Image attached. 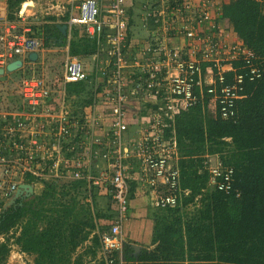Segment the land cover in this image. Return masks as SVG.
Listing matches in <instances>:
<instances>
[{"label":"built area","instance_id":"2783aa9c","mask_svg":"<svg viewBox=\"0 0 264 264\" xmlns=\"http://www.w3.org/2000/svg\"><path fill=\"white\" fill-rule=\"evenodd\" d=\"M102 1L70 4L68 25L83 26L97 43H107L93 69L104 84L98 90L101 81L95 82L94 100L82 113H73L65 98L66 84L89 77L73 57L64 62L59 90L52 91L34 76L23 79L20 110L3 107L0 89V202L10 200L31 180L70 178L85 179L92 186L107 184L115 216L100 237V256L105 264H114L113 253L122 249L121 228L128 217L132 181L153 193L154 208L178 203L182 190L174 118L200 104L221 120H233L237 103L247 97L245 84L261 78L262 70L255 54L228 33L227 20L219 13L227 0H149L138 17L146 36L137 41L129 36L126 0H108L107 7ZM255 1L264 10V0ZM0 42L4 49L0 67L13 55H27L39 46L34 37L12 35L9 28ZM129 80L132 94L143 101L141 94L149 93L150 99L144 104L145 120L140 113L128 118L139 123L138 129L143 123L141 130L124 138L130 129L126 118L136 107L125 93ZM213 158L214 163L207 165L209 184L227 192L233 169ZM96 161L106 164L99 176L91 169Z\"/></svg>","mask_w":264,"mask_h":264},{"label":"trees","instance_id":"16d2710c","mask_svg":"<svg viewBox=\"0 0 264 264\" xmlns=\"http://www.w3.org/2000/svg\"><path fill=\"white\" fill-rule=\"evenodd\" d=\"M24 1L6 0L8 22L17 20ZM147 1L126 3L129 36L134 40L143 35L138 33V29L143 30L138 17ZM219 13L227 20L226 26L230 25L255 54L262 76L245 84L247 97L237 103L233 120H221L200 104L174 118L176 166L182 190L178 203L154 213L151 249L145 248L134 256L129 245H122L120 253H113L114 264H264V10L255 0H228ZM56 20L47 16V23L40 26L41 48L48 49L54 46L50 45L52 39L61 38L58 47L68 43L71 57L89 58L96 63L103 42L97 43L84 27L75 26L70 28L67 40V35L61 36ZM60 21L67 22L68 14ZM133 29L138 37L132 34ZM233 65L237 67L239 63ZM108 68H112L111 63ZM96 78L93 70L87 80L65 85V95L74 112L81 113L94 100V84L99 80ZM60 82L61 73L52 87L60 88ZM103 84L101 81L98 90ZM56 97L52 95L53 102ZM11 102L8 108H23L16 98ZM130 126L132 129L134 125ZM172 128L169 126L167 131ZM131 129L128 132L135 128ZM215 156L223 166L233 169L227 192L209 184L208 160ZM136 184L130 183L128 202ZM37 186L31 197L0 213V264H6L12 245L20 253L32 255L33 264H89L84 256L96 262L100 237L115 216L111 195L106 198L109 204L101 210L95 204L98 191L85 179ZM87 198H91V204H86ZM188 206L194 209L188 212ZM103 221L109 222L106 228ZM86 242L89 244L85 251L71 261V255ZM99 264H105L102 258Z\"/></svg>","mask_w":264,"mask_h":264},{"label":"rangeland","instance_id":"374dc122","mask_svg":"<svg viewBox=\"0 0 264 264\" xmlns=\"http://www.w3.org/2000/svg\"><path fill=\"white\" fill-rule=\"evenodd\" d=\"M71 2H72V0H25L19 7V11L17 12V20L12 22L15 25V27H14V29H10L11 34L12 35L26 34L27 36L34 37L35 39H37L40 42V44H42V38H41V35H39L40 31H41L40 26L46 21V17L52 16V15L53 16H62L63 10H64V13L68 10V13H69L68 19H69L70 8H68L66 10L65 6H66V3H71ZM4 3H5V0H4ZM62 7H64V8H62ZM2 12H4V15L6 17L5 7H4V11H2ZM73 12H74L73 15H75L76 14L75 10ZM0 22H1L0 23V31H4V28H5L3 26L4 24L2 21H0ZM63 24L66 25V22ZM63 24H58V25H63ZM71 27H73V26H71ZM71 27H69V28H71ZM226 27L228 29V33L233 35V33H232L233 31H230V28H231L230 25H228ZM24 29H25V31H24ZM26 30H29V31L27 32ZM138 30H139L138 33L140 35L146 33L145 30H142V29H138ZM136 33H137L136 29H133L132 34L134 35V37H138V35H136ZM144 36H146V35H144ZM144 36L136 38V41L139 40L140 38H143ZM103 45H104L103 50L98 55L99 58L97 59V57H96L97 61L102 59V56L105 54V51L107 49V43L105 41L103 42ZM50 48H53V47L51 46ZM55 49H57V51H53V52L42 51L41 52V58L36 64L25 65L24 68L17 71L16 73H14V75H11L10 77H6V78L4 77V79L3 78L0 79V84H1L2 90H3L2 92H3L4 102L7 106H10L11 103H13V102H11V100H15V98H16V100H19V103H21V98L19 97V86L23 80L22 78L25 79V77L29 78L31 76H37V77H42V79H44L46 82H51L56 77H58L59 73H61V72L63 73L62 67L64 65V62L67 59V57H71V56L69 54L66 56L64 55V51H63L64 47H56ZM0 50H1V46H0ZM73 58H76L79 62H81L77 57H73ZM82 63H83V66L85 67L86 72L90 74L93 71L95 62L92 63V61L89 58H85V60H82ZM62 73H61V80H62ZM5 74H9V73L5 72ZM98 81H100V80H98ZM60 85H61V82H60ZM132 85H133V81L129 80L128 86L125 88V93L131 98L129 100L130 103L134 102L136 107H134L131 110L132 113H130L127 116L126 122L128 123V126H130V124L135 125V126H132L131 130H133V128H135L134 130L136 131V133H138L139 129L141 128V125L143 123L140 122L141 123L139 126L140 128L138 129L139 123H137L135 120H133V122L130 123L128 118L131 117L133 114L137 115L138 113H140L139 115L142 116V121L145 120V119H143L144 109L146 107L144 104L147 100L150 99V94L149 93L141 94L140 97L143 99V101H141L139 99L138 95L132 94V93H134L133 91H131L133 89V88H131ZM134 87H135V85H134ZM139 91H140V89H139ZM127 92H129V93H127ZM6 93L9 95L6 96ZM133 96H134V101H132ZM65 98H66L69 106L71 107V103L68 101L66 95H65ZM70 101H72V100H70ZM71 109H72V107H71ZM13 110H16V109H13ZM72 111H73V109H72ZM73 113H76V112L73 111ZM77 114H79V112H77ZM127 133H125V135L123 133L124 138L126 137ZM98 162L99 161H96V163H98ZM212 163H214L213 160L212 161L208 160V164H212ZM124 165H127V164H124ZM38 185H40V184H38ZM37 187H39V186H37ZM39 188H38V190H39ZM96 200L95 201L98 204V207L100 209L105 208L109 204V202L107 201L105 196L104 197L98 196ZM129 208H130V210L132 209V205L130 204V202H129ZM187 208H188L187 209L188 212H191L194 209L192 206H188ZM157 211L158 210L154 209L153 212H150L149 214L152 213L151 216L153 217L154 216L153 214ZM126 220L128 221V219H126ZM105 223L109 224V222L107 223L106 221H103V225ZM124 223H123L122 228H121V235L125 234L124 232L127 230L126 225ZM106 224L104 225L105 226L104 228H106ZM123 226H124V228H123ZM128 228H130V226H128ZM0 240L2 241V238H0ZM3 240H4V238H3ZM87 245L88 244H83L82 246L78 247L75 250V252L71 255V261L76 256H78L79 254H82L83 251H85V248ZM33 258L34 257L32 255H26V254L20 253L18 251L17 247L12 245L11 250L9 252V255L6 259V264H33ZM83 258L86 262H89V264H97V263L99 264V259H101L102 257L100 256V254L99 255L97 254L96 259H95L96 262L90 261L89 256H87V257L84 256Z\"/></svg>","mask_w":264,"mask_h":264},{"label":"crops","instance_id":"0c3cea01","mask_svg":"<svg viewBox=\"0 0 264 264\" xmlns=\"http://www.w3.org/2000/svg\"><path fill=\"white\" fill-rule=\"evenodd\" d=\"M128 1L129 0H126V3ZM70 4L71 3H66V6H65L66 10L68 8H70ZM106 4H108V0H103L102 5L107 7ZM4 7L6 10V0H5V3H4V0H1L0 1V21L3 22V24H4L3 26L5 28H4V31H0L1 32L0 35H4L5 31L8 30V28L13 27L12 29H14V27H15V25L12 22H8L6 20L4 12H2V11H4ZM62 8H64V7H62ZM65 14L69 15L68 10L65 13L63 10L62 16H54L57 18V20L54 22L56 24V26L58 24H61L60 17H63ZM44 23H47V21H45ZM24 31H25V29H24ZM69 31H70V28L67 26V33H66V35L68 36L67 40L70 38ZM144 35H146V33H144L142 36H144ZM50 43H51L50 45H54V46H52L53 48H50L51 46L48 49H43V48H41V46L39 47V49L36 52L37 59L31 65L36 64L40 60L42 51H45V52L57 51V49H55V48L58 47L59 44L61 43V38L56 39V40L52 39ZM40 45H42V44H40ZM0 46H1L0 52L4 51L3 45L1 44V42H0ZM63 51H64L65 56L68 55V43L64 47ZM23 59H24V56H13L12 57V60H21L23 62V65L25 66L26 64H24L25 62L23 61ZM78 59L81 61V63H82V60H85V58L82 59L80 57ZM90 60L92 61V59H90ZM92 63H93V61H92ZM62 69H63V67H62ZM7 73H9V72H7ZM14 73H16V72H12L9 74L4 73L2 78L4 79V77L5 78L10 77L11 75H14ZM34 77H37V76H34ZM37 78L42 79V77H37ZM22 79H24V78H22ZM42 81L52 91L59 90L61 88L60 85H59L60 88H57V89L52 87L55 79L52 80L51 82H46L44 79H42ZM127 135H128V138H132L135 136V132L134 131L129 132ZM213 159H214L213 157H209L210 161H212ZM131 163L133 164V166H134L133 168L135 170L134 162H131ZM105 165L106 164L102 161H99L98 163L93 164L92 168H91L93 171V174L95 176H99L100 172L103 171V169H105V167H106ZM68 180H72V179H63V180H60L58 183L62 184ZM93 187L95 190L98 191V192H95V196H96L95 200L97 199L98 196H101V197L105 196V198H107V196H109V194H111L110 188L107 184H101L99 186H93ZM92 190H93V188H92ZM152 199H153V193L151 191H149L145 187H142L138 183L135 185L134 191L132 193V197H130V201H129L130 204L132 205V209L130 210V208H129L128 217H127L128 221L126 220V222L124 223L126 225L127 230L124 232L125 234H122V245H129L131 248H132V245L138 247L139 250H138L137 254H139L140 251H142L145 248H147V249L152 248L151 247V238H152V231H153V225H154V216L152 217L151 216L152 213L151 214H149V213L153 212L154 209L160 210V209L153 207ZM85 201H86V204H89V203L91 204V198H87ZM110 203H111V208H112L113 205H112L111 199H110ZM95 204L97 205V208H98V204L97 203H95ZM103 209H105V208H103ZM103 209L101 208V210H103ZM128 226H130V228H128ZM123 228H124V226H123ZM84 244H89V242H86ZM99 254H100V252L98 253V255ZM137 254H134V250H133V255L136 256Z\"/></svg>","mask_w":264,"mask_h":264},{"label":"bare ground","instance_id":"6f19581e","mask_svg":"<svg viewBox=\"0 0 264 264\" xmlns=\"http://www.w3.org/2000/svg\"><path fill=\"white\" fill-rule=\"evenodd\" d=\"M63 25H65V24H63ZM61 26V25H60ZM67 26L68 27H71V26H69L68 25V22L66 23V33H67ZM73 26H75V27H83V26H78V25H73ZM13 28V27H12ZM12 28H9V30L10 29H12ZM85 29V28H84ZM231 30V29H230ZM232 31V30H231ZM11 32V31H10ZM234 33V32H233ZM235 34V33H234ZM26 35V34H25ZM236 35V34H235ZM104 42V41H103ZM38 43H39V46H38V49H39V47L41 46L40 45V42L38 41ZM37 49V50H38ZM37 51H35V52H31V53H36ZM30 54V53H29ZM29 54H27V55H13V56H24V59H23V61L25 62L24 64H26V65H31V64H33V62H35V61H31V60H29L28 59V55ZM12 56V57H13ZM12 57L10 58V59H7V62L3 65V67H0V69H2L3 70V73L0 75V79L3 77V74L5 73V72H7L6 71V66H7V64H9V63H11V62H14V61H17V60H12ZM99 57H97V59H98ZM36 59H37V57H36ZM18 61H20L21 62V66L17 69V70H15V71H13V72H17V71H19V70H21L22 68H24L25 66L23 65V62L21 61V60H18ZM81 63V62H80ZM23 65V66H22ZM81 65H82V67L85 69V67L83 66V64L81 63ZM21 68V69H20ZM94 69V68H93ZM9 73H12V72H9ZM90 75V74H89ZM82 82V81H81ZM97 82V81H96ZM76 83H78V82H76ZM70 84V83H69ZM0 89H1V99H2V105H3V107L5 108V109H8V110H13V109H11V108H8L7 107V105L5 104V102H4V98H3V90H2V86H1V84H0ZM19 97H20V94H19ZM21 98V97H20ZM22 103V102H21ZM22 105H23V103H22ZM16 110H20V109H16ZM75 114H77V112L75 113ZM80 114V113H79ZM130 129H131V126H130ZM129 133V132H128ZM127 133V134H128ZM60 153L61 154H64L65 153V149H62V150H60ZM93 164H96V162H94ZM92 173H93V171H92ZM94 175V174H93ZM70 179V178H69ZM72 180H80V179H72ZM43 182H51V180L50 181H44V180H41V181H33V180H31V181H28L27 183H24V184H22V185H29V186H31L32 187V189H33V191H32V193L34 192V190H35V187L38 185V184H42ZM54 182H59V181H54ZM88 182V181H87ZM89 183V182H88ZM21 185V186H22ZM21 188V187H20ZM20 190V189H19ZM17 194V193H16ZM16 194H14L13 196H12V198L16 195ZM23 194L24 193H22V195H20L21 197H17V199L15 200V203L17 202V201H19V200H23V199H27V198H29V197H31V196H29V197H24L23 196ZM32 195V194H31ZM11 198V199H12ZM10 199V200H11ZM10 200H8V201H10ZM8 201H6V202H0L1 204H2V206H3V204H5V203H7ZM111 225V224H110ZM110 227V226H109ZM109 229V228H108ZM107 229V230H108ZM106 230V231H107Z\"/></svg>","mask_w":264,"mask_h":264},{"label":"water","instance_id":"95a60500","mask_svg":"<svg viewBox=\"0 0 264 264\" xmlns=\"http://www.w3.org/2000/svg\"><path fill=\"white\" fill-rule=\"evenodd\" d=\"M57 28L58 30L60 31L61 33V36H65L66 35V25H57ZM36 57H37V54L36 53H30L28 55V59L31 60V61H35L36 60ZM21 66V62L20 61H14V62H11L9 64H7L6 66V71L7 72H13L15 70H17L19 67ZM3 73V70L0 69V75ZM32 187L29 186V185H22L20 190L17 192V194L10 200L8 201L7 203L3 204L1 210H0V213H3L5 212L8 208L10 207H14L15 206V200L17 199V197H21L20 195L23 194L24 197H29L31 196L32 194ZM132 249L134 250V254H137L139 248L132 245Z\"/></svg>","mask_w":264,"mask_h":264}]
</instances>
